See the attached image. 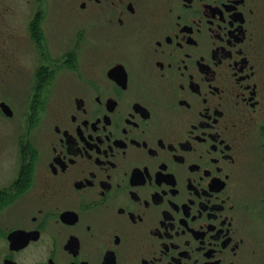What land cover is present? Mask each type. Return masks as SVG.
<instances>
[{
  "label": "flooded vegetation",
  "instance_id": "flooded-vegetation-1",
  "mask_svg": "<svg viewBox=\"0 0 264 264\" xmlns=\"http://www.w3.org/2000/svg\"><path fill=\"white\" fill-rule=\"evenodd\" d=\"M35 4L0 3V264H264V0Z\"/></svg>",
  "mask_w": 264,
  "mask_h": 264
},
{
  "label": "rangeland",
  "instance_id": "rangeland-1",
  "mask_svg": "<svg viewBox=\"0 0 264 264\" xmlns=\"http://www.w3.org/2000/svg\"><path fill=\"white\" fill-rule=\"evenodd\" d=\"M1 4L9 9V14L7 15H33L37 4H35V0H0ZM49 2V10L48 15H51V17H54V21L56 25H63L66 28L74 29L78 27V15H69L68 8L70 5H78L80 3V0H48ZM34 3V4H33ZM7 6H6V5ZM4 10H0V15H5L2 13ZM68 11V12H67ZM68 13V14H67ZM68 16L70 19H68ZM74 33V32H73ZM54 101H51V104H53ZM16 120L8 121L6 123V132L10 134L11 130H13L16 126ZM0 127H4L2 123L0 124ZM6 141V142H5ZM17 138L14 137H8L4 134L0 137V157H6L9 165L16 163V158L18 157L19 153L17 152L18 149L16 147ZM6 160V159H5ZM4 161V160H3ZM2 170L5 171V164H2ZM9 171V169H7ZM6 170V172H7Z\"/></svg>",
  "mask_w": 264,
  "mask_h": 264
}]
</instances>
